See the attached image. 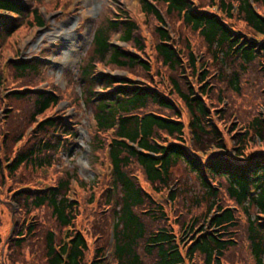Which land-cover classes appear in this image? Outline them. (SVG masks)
<instances>
[{
	"label": "trees",
	"instance_id": "trees-1",
	"mask_svg": "<svg viewBox=\"0 0 264 264\" xmlns=\"http://www.w3.org/2000/svg\"><path fill=\"white\" fill-rule=\"evenodd\" d=\"M138 5L151 26L149 33L129 16L96 24L89 50L77 67L82 101L73 97L78 107L79 103L88 106L95 131L89 135L88 151L94 146L107 150L114 185L109 190L118 192L113 221H99L101 228L108 225L110 242L96 248L87 261L90 244L76 226L79 205L67 195L69 184L77 179L73 168L53 185L14 186L9 194L18 210L9 245L21 248L38 227L40 250L35 253L44 257L45 264H190L197 256L201 264H224L227 253L238 247L241 229L254 264H264V149L249 152L251 146L264 147V18L260 12L264 0H138ZM213 6L218 7L217 13L211 12ZM23 22L44 25L29 4L0 0V41ZM166 22L170 31L165 29ZM235 23L254 36L235 28ZM180 26L199 36L211 52L209 60L190 51ZM117 31L126 48L110 44ZM97 65L124 71L125 76L94 74ZM9 67L14 78L38 75L34 62H15ZM213 67L218 71L212 73ZM3 80L0 72V85ZM247 88L259 100V108L253 107V113L245 116L233 109L221 111L227 94L240 96ZM8 93L5 97L10 100L31 99L23 90ZM54 94L35 93L31 107L6 112L5 120L16 128L22 125L23 112L28 114L19 131L0 129V173H6V180L27 167L42 168L43 162L57 160L61 149L72 146L66 140L77 137L78 123L60 115L35 122L57 106ZM228 118L234 123H226ZM33 125L27 135L26 129ZM104 133L109 139L101 141ZM8 143L6 155L12 157L3 161L1 148ZM178 164L195 178L209 214L200 228L196 217L189 225L176 216L179 229L185 228L192 236L184 251L167 224L165 209L153 197L167 185ZM135 169L149 189L141 185ZM168 197L175 199L173 193ZM38 210L49 213L56 230L42 223L29 225L21 216ZM2 247L0 238V264H4Z\"/></svg>",
	"mask_w": 264,
	"mask_h": 264
},
{
	"label": "rangeland",
	"instance_id": "rangeland-1",
	"mask_svg": "<svg viewBox=\"0 0 264 264\" xmlns=\"http://www.w3.org/2000/svg\"><path fill=\"white\" fill-rule=\"evenodd\" d=\"M20 1L29 4L31 8L37 10V14L42 18L44 26L40 28L32 23L28 25V23L25 22L24 24L23 22L19 29L0 41V72L4 79L1 84L2 86L0 85V96L3 97L0 100V129L4 133L13 129L19 131L22 126L25 127L26 115L28 114L23 112V120L20 123L22 125L16 128L14 123L9 125V121L7 122L5 120L8 109L11 111V108L31 107L34 100L32 98L33 94L39 92L47 94L54 92V95L58 98L57 106L55 108H49L42 115H39L35 122L38 123L47 117L60 115L65 120L69 119L73 123H78L76 125L78 135L76 138L66 140L67 143L71 141L72 146L68 149H61L62 151H60L57 160L50 159L48 163L43 162L45 165H42V168L36 169L35 166L27 167L25 170L22 169L20 174L19 171L16 172L14 178H10L11 180L9 177L7 180L4 178L6 175L5 172L3 176L0 173V238L3 243L1 260L4 264H45L44 257L36 256L37 250L39 249L38 237L40 234V228L37 225L41 223L47 224L45 226L56 230L49 213L41 212L42 210H38L37 212L31 211L30 213L24 211V214L21 213V216H25L27 222H30L29 225H34L37 228L32 231L30 241L27 238L21 248H12L9 242L13 236L12 229L16 225L12 226V221L16 218V213L14 212H17L18 209L12 199L13 197L9 193L19 185L26 186L25 183L38 185L39 187L49 186L60 175L64 174L65 171L74 168L76 169L77 179L73 178L74 182L71 181L69 184L67 195L78 202L79 208L76 226L90 244V251L86 257L87 261H90L94 256V250L96 248H100L107 242H110L108 225L105 224L101 228L99 221H106L108 218L109 221H113L112 211L116 208L118 202V192L114 188L113 190H109V186L114 187V185L111 180V165L108 161L107 150H101V148L93 145V150L89 152L87 148L89 135H93L95 131L93 122L89 116L90 111L88 110V106L79 103L78 107L73 101V97H78L82 101L80 87L77 84V67L80 59L85 58V54L89 50L92 30L103 19L113 20L120 16H129L141 25L140 27L144 29L145 33H149L148 31L151 26L149 27L147 18L140 13L138 0ZM211 12H214V10L211 9ZM260 12L263 14L264 9H261ZM169 22L174 23L175 21ZM168 23L166 22L167 28L165 29L170 31ZM240 26V24H234V27L238 30L254 36V33ZM180 30L183 31L182 34L189 42L191 52H194L199 57L209 58L208 52L210 50L207 46H203L198 35L188 32L189 29L184 26H180ZM119 36L120 32L117 31L114 33L111 36L110 43L126 48L127 45H124L118 40ZM145 38L150 41L149 35L146 34ZM15 62H34L38 64V75L14 78L15 72L9 66ZM213 66L215 67V65ZM214 67L211 71L212 73L218 71ZM97 73L125 76L124 71L111 70L109 67H102L101 65L96 66L94 74ZM214 77H216L215 74ZM135 82L139 83V81ZM27 89L32 91L30 92ZM17 90H23L24 93L31 96V99L28 100L26 98L24 101H15L5 97L7 94L9 95V91ZM94 90L98 91V86H95ZM227 95L229 98L224 97L225 103L221 108L223 113H227L228 109H233L240 113V115L245 116V114L251 115L253 113V107H260L259 100L255 99L254 95L249 91V88H247V93L242 91L240 96L231 93ZM183 118L186 122L187 116L185 114H183ZM232 121L234 123L235 120L228 118L226 123ZM218 126L222 127L221 124H218ZM34 127L33 125L27 128L26 134L33 131ZM105 137L109 139L108 134H101L100 140H104ZM229 142L232 145L230 139ZM8 146L9 143L1 148L2 155H4L3 161H5L6 157L8 159L12 157V154L6 155ZM66 147H69V145L66 144ZM263 149L264 147L262 145L251 146L249 152L263 151ZM15 150L16 146L11 149V151ZM134 172L141 180V185L149 189L148 184L143 183V175L141 172L136 169ZM19 175L21 176L20 178L18 177ZM10 184L13 186L11 190H9ZM160 189L161 191L158 194L153 193V197L165 209V214L169 218L167 224L171 225V228L177 236V241L181 245L183 244L181 246L183 249L181 250L184 251L192 236L190 237V233L187 234L185 232V228L184 230L179 229L175 218L176 216H179V219L184 218L185 223L191 225L193 221L192 217H196L198 220L197 228H200L209 219L206 208L208 202L202 199V191L195 178L182 164H178L171 170L169 182L165 187H160ZM170 193H173L175 196L173 201L168 197ZM195 199L199 200L198 205H195ZM223 200H226V198ZM96 227L97 229L94 232ZM237 235L239 241L238 247L227 253L223 263L254 264L253 258L248 253L249 247L248 245L246 246L244 241L243 230H238ZM201 262V257L197 256L192 259L190 264H201Z\"/></svg>",
	"mask_w": 264,
	"mask_h": 264
}]
</instances>
